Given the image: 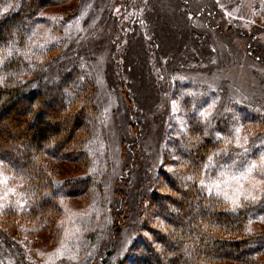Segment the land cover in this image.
Listing matches in <instances>:
<instances>
[{"label":"rangeland","instance_id":"obj_1","mask_svg":"<svg viewBox=\"0 0 264 264\" xmlns=\"http://www.w3.org/2000/svg\"><path fill=\"white\" fill-rule=\"evenodd\" d=\"M163 2L169 10L159 19L161 31L151 26V15L159 16L156 0H66L33 17L23 50L29 57L13 78L22 83L41 72L44 81L55 84L76 63L95 82L101 125L74 143L87 152L85 164L77 156H38L41 169L57 184L91 177L89 188L60 201L58 214L44 224L4 216L10 207H24L29 179L0 165V264H110L108 252L113 260L127 253L138 235V206L155 191L154 183L162 184L157 171L165 149L175 138L186 137V118L193 109L195 124H203L207 134V126L216 125L212 122L232 110V103L257 113L259 120L219 135L214 161L204 163L200 184L232 211L264 196V0H185L189 8L180 12L198 31V46L179 55L176 37L182 28H174L172 21L178 4ZM161 44L169 45L166 53ZM77 75L62 77L72 81ZM185 98L192 100L186 111ZM22 104V110L28 107ZM53 108L58 106L48 111L50 118ZM232 115H237L234 109ZM9 117L0 123L6 130ZM18 155L14 151L9 157ZM242 235L264 236V215L228 236ZM256 264H264V258Z\"/></svg>","mask_w":264,"mask_h":264},{"label":"trees","instance_id":"obj_2","mask_svg":"<svg viewBox=\"0 0 264 264\" xmlns=\"http://www.w3.org/2000/svg\"><path fill=\"white\" fill-rule=\"evenodd\" d=\"M62 1L66 0H0V123L8 114L11 122L9 130L0 125V165L29 179L23 193L24 207L21 210L10 207L4 216L16 214L36 224H44L58 214L63 199L81 196L89 188L91 179L64 180L57 184L41 169L38 156L47 153L58 159L77 156L79 163L85 164L87 152L76 148L74 143L83 138L86 130L101 125V116L94 106L95 82L76 63L66 70L67 74L62 73L64 77L78 72L72 81L61 76L55 84L47 82L41 72L22 83L13 78L22 68L23 58L29 57L24 53L25 40L32 33L33 17L45 7ZM175 1L178 7L174 8L172 21L174 28H182L176 37L179 46L176 55H179L181 51H190L188 46H198L194 38L198 31L188 23L185 13L180 12L181 7L189 8L188 3ZM156 2H160L159 16L151 15V26L161 31L164 23L159 19L165 18L162 14L169 10V5L163 0ZM180 22L183 25H177ZM159 31L154 30V34L160 35ZM185 45L187 49L183 50ZM167 48L169 45L161 44L160 51L166 53ZM187 99L183 100L185 111L192 106V100ZM25 101L28 107L22 110L20 107ZM54 106L58 108H53L54 117L50 118L49 110ZM231 108L237 115L233 117L230 109L221 119L212 122L216 125L205 124L209 127L208 134L203 124L202 131L195 124L196 109L189 112L186 137L175 138L170 149H165L157 171L158 177L163 176L162 184L154 183L155 191L147 192L138 206L140 220L136 239L129 251L114 257L115 260L112 251L108 252L110 264H217L222 261L256 264L264 258V236L255 239L228 236L241 231L251 219L264 215V196L242 210L232 211L223 198L200 184L204 163L209 158L207 164L214 161L211 155L216 153L219 135L227 136L234 125L260 119L256 112H244L242 105L232 103ZM196 135L203 137L196 139ZM14 151L18 157H9ZM174 151L177 160L172 159ZM173 165L176 169L169 170ZM122 189L123 186H118V193ZM117 215L115 220L119 222Z\"/></svg>","mask_w":264,"mask_h":264},{"label":"snow or ice","instance_id":"obj_3","mask_svg":"<svg viewBox=\"0 0 264 264\" xmlns=\"http://www.w3.org/2000/svg\"><path fill=\"white\" fill-rule=\"evenodd\" d=\"M253 199H255V197H253Z\"/></svg>","mask_w":264,"mask_h":264}]
</instances>
